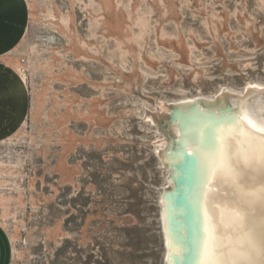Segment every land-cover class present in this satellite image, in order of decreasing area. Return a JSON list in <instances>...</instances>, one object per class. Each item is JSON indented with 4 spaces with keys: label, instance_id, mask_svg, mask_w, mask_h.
<instances>
[{
    "label": "rangeland",
    "instance_id": "1",
    "mask_svg": "<svg viewBox=\"0 0 264 264\" xmlns=\"http://www.w3.org/2000/svg\"><path fill=\"white\" fill-rule=\"evenodd\" d=\"M23 3L2 6L0 61L14 71L0 141L13 138L17 161L4 169L0 264H164L156 152L172 133L168 111L221 88L234 102L256 83L245 104L264 124V0Z\"/></svg>",
    "mask_w": 264,
    "mask_h": 264
},
{
    "label": "bare ground",
    "instance_id": "2",
    "mask_svg": "<svg viewBox=\"0 0 264 264\" xmlns=\"http://www.w3.org/2000/svg\"><path fill=\"white\" fill-rule=\"evenodd\" d=\"M16 72L27 85L26 66ZM251 85L258 86L247 84L234 102L221 88L178 99L168 111L172 133L156 152L165 169L158 195L164 264H264V124L246 108L259 88ZM12 141H0L1 201L9 189L4 169L17 161ZM64 166L60 156L57 171ZM0 224H9L4 213Z\"/></svg>",
    "mask_w": 264,
    "mask_h": 264
},
{
    "label": "snow or ice",
    "instance_id": "3",
    "mask_svg": "<svg viewBox=\"0 0 264 264\" xmlns=\"http://www.w3.org/2000/svg\"><path fill=\"white\" fill-rule=\"evenodd\" d=\"M5 2V0H0V45H3L6 39V36L10 37V33H6V26L3 23V10H2V6L3 3ZM21 7L26 9L27 5L23 3V0H21ZM14 71L11 68V65L5 64L4 62L0 61V97L6 95V94H11L12 89H13V83L6 80L4 73L5 72H11ZM258 86L256 85H251L250 88L255 89ZM3 113V109L2 107H0V114ZM28 122H30V117L28 119ZM3 124V119H0V125ZM83 150V156L85 158H87V156L91 153L92 149L89 145L86 144H81L80 146ZM86 175V173H85ZM77 193L74 191L72 193L73 196H75ZM88 195H93L94 194V190H89V192L87 193ZM69 239H71V237H69ZM81 264H88L87 260H84L81 262Z\"/></svg>",
    "mask_w": 264,
    "mask_h": 264
}]
</instances>
